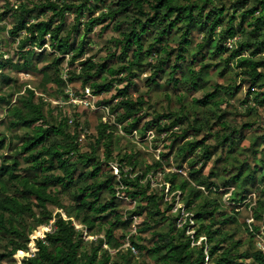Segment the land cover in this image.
Masks as SVG:
<instances>
[{
  "label": "trees",
  "instance_id": "trees-1",
  "mask_svg": "<svg viewBox=\"0 0 264 264\" xmlns=\"http://www.w3.org/2000/svg\"><path fill=\"white\" fill-rule=\"evenodd\" d=\"M107 1L35 0L31 2L32 7L28 4H20L13 9L16 22L9 32L14 36L19 35L22 31L27 33L22 46L28 42L42 46L49 36L51 44L57 48L60 55L76 51L74 59L84 54L87 35L93 32L97 25L106 23L102 28H108L111 23L117 21V17L128 15L129 12L137 10L139 13L131 31L122 32V38L116 39V43L120 45L121 57L127 64H122L115 69L110 67L108 62L97 65L91 58L86 59L82 62L84 68L83 90L89 87L94 95L109 92L115 86V79L120 83L130 80L135 75L133 72L135 66L146 63L152 65L150 59L155 56L160 58L159 62L152 66L154 76H151V80L153 81L161 72L167 74L166 82L174 86L187 82L193 88H204L212 73L217 72L219 76L223 77L229 70L236 69L244 81L251 83V90L255 86L263 87L264 58H261V55L264 53V0H237L229 6L226 4L219 6L215 4L214 0H201L200 2L196 0H111L109 8L95 16L96 9ZM250 3H253V6L249 7ZM37 9L43 13L49 11L50 16L47 19L32 21L33 13ZM71 10L76 14V24L65 36H61L64 31L62 22L65 14ZM237 15H241V18L236 27L234 21ZM227 17H229V21L225 28L218 30ZM81 25L84 27L83 34L80 33ZM152 29L158 30V33L154 36V41L144 49L143 36L148 35ZM195 31L203 33L202 42L192 48L191 35ZM174 33H180L181 42L175 60L171 61L172 50L164 36ZM72 35L74 37L82 35L83 37L76 46L70 42ZM236 38L234 49L224 57L228 51L226 42ZM232 46L234 45L232 44ZM22 55L24 58L23 68L31 67L34 51L30 50ZM112 56L114 57L115 54ZM188 56L192 57L191 61ZM215 56L216 58L220 57L222 61L219 63L208 61L209 58ZM54 62L59 66L62 60L55 58ZM4 66L5 64L0 62V68ZM94 69L95 72L92 73L91 71ZM65 72L67 77H64ZM177 73H180V77L176 76ZM100 74H106V78L109 76L112 78L105 82H98L94 78ZM122 74L125 76L119 77ZM68 77L69 74L64 70L60 76L52 77V81L58 86H65ZM67 88L66 85L60 90V94L57 95L58 99L67 97ZM234 90L236 89L232 84L226 86L217 83L211 91L205 93L201 98H196L194 102L200 107L213 105L219 108L225 102L226 96L233 94ZM35 91L28 89V98L24 102L26 108L14 105L9 110L14 116L12 124L32 127V134L20 148L27 154L25 159L26 162H29L28 168L24 170L17 158H4L0 163V230L6 231L12 237L10 239L11 249L8 253H0V262L19 250L27 249L30 234L36 226L49 223L52 219L50 204L63 207L59 200V191L50 190L52 187L60 186L63 190L77 188L78 199L74 212H71L72 214L67 219L59 214L55 218L54 230L48 232L45 237L36 240L38 250L34 255L26 257L22 264H107L111 259L109 250H106L102 255L105 256L103 259L97 258L98 251L96 249L90 254L85 253L83 257L82 252L85 247L82 238L83 230L76 226L74 219L91 231L102 218L112 214L115 217V222H110L111 227L106 229L105 238L100 242H105L109 248L118 249L120 252L119 248L123 242L114 235L113 230L117 226H124L126 220H122L123 217L117 212L118 206L114 199L117 186L122 185L125 189L130 190L132 196L137 195L145 199L147 206L139 205L138 207L141 208L139 214H143V209L149 206L151 208L147 210V214L161 213V197L148 190L150 179L146 184L143 183L154 167H160L161 163L158 161L155 164L147 165L144 172L132 176L139 164L135 156L126 154L119 161V173L116 175L107 173L103 168L102 161H96L93 154L80 150L78 138L86 130L82 120L79 119L81 113L74 112L73 116L64 114L58 105L47 101L44 94H41V97L37 99ZM82 92L81 94L75 93L83 95ZM261 93L264 96V91ZM116 99L119 100L111 109L113 112L115 108L123 110L121 116L118 117L119 123L132 119L125 129L130 132L140 129V118L137 115L142 111L143 98L134 100L129 96V85L127 84L124 88L118 89V93L113 96L112 100L102 104H111ZM255 100L264 102V98L259 100L256 97ZM2 101L6 100L0 96V103ZM45 104L48 108L46 111ZM108 106L110 107V105ZM54 110L58 114L56 117L52 115L54 119L52 122L48 112L53 114ZM165 118L170 121L168 125L163 124ZM187 119H189L188 115L163 114L159 115L157 120L148 122L141 130L155 128L158 133H162L175 127H181V124ZM198 121L197 117L195 123ZM69 126H73L74 129L71 130ZM200 126L203 128L202 122ZM114 129L116 127L110 123L103 122L97 133L96 142L105 145V157L108 160L112 158L113 154ZM194 130L201 131L195 125ZM229 139L230 136H227L219 142L227 143ZM207 141L208 136L201 140H192L186 145H182L180 150L184 151L185 155L188 151L193 152L200 147L203 165L206 166L212 158L209 150L210 145L207 144ZM0 143L4 144V138L0 140ZM230 144L232 145L233 141ZM0 158L2 159L1 156ZM80 163L85 164L86 169L80 171ZM195 163L194 161L192 165ZM127 165L131 166L128 171L125 170ZM245 165H242L239 173L231 178L236 183L241 180L242 184L237 183L239 188L236 191L235 188L233 189L230 201L239 206L236 207V213H239V208L243 204L248 206L255 220L260 222V224H256L255 221L254 228L261 232L264 231V219H262L264 218V197L259 196L254 205L251 200L246 202L250 186H253L259 179L256 174L259 170L254 168V171L243 175L246 169ZM22 170L25 172L22 173ZM199 172L200 169L190 172L192 176L190 181L194 182V185L187 179L178 182L176 175L167 178L170 183V192L186 193L184 196L186 209L193 213L194 224H189L190 216L189 220L179 227L177 219L173 218L169 230L156 233L157 239L153 246L146 247L135 241L132 243L139 249H145L146 254L155 264H248L242 261L247 255L241 250L242 242L235 240L233 232L228 229L234 223L235 216L219 211L217 198L204 199L196 203L202 193L199 186L207 189L211 187L206 178L198 176ZM118 175L119 178H117ZM230 181L226 182L225 186L229 185ZM261 181L264 182L263 175ZM144 185L147 189H144ZM213 189L218 191L217 186H214ZM106 192L112 193L113 198L103 201ZM261 193L264 196V190H261ZM194 205L197 207L195 211H193ZM172 206L173 204L167 210H171ZM27 216L33 217L36 224L30 225L26 221ZM14 217L21 220V226L13 222L12 218ZM161 219H164V216ZM191 228L194 232L187 234ZM247 230L255 241V236L248 227ZM251 257L254 263L264 264V254L258 248L251 253Z\"/></svg>",
  "mask_w": 264,
  "mask_h": 264
},
{
  "label": "rangeland",
  "instance_id": "rangeland-1",
  "mask_svg": "<svg viewBox=\"0 0 264 264\" xmlns=\"http://www.w3.org/2000/svg\"><path fill=\"white\" fill-rule=\"evenodd\" d=\"M35 0H0V62L5 64L0 68V96L4 97L6 101L0 103V140L4 138V144L0 143V163L4 158L13 159L17 158L20 161L21 167H29V162H26L25 156L27 154L20 150L21 145L32 134V127L23 125H13L14 116L10 113V109L14 106H24V102L28 98V89L36 90L35 95L38 98L41 94L45 95L47 101L53 103L58 98L66 85L81 94L84 85V68L82 62L91 58L97 65L108 62L112 68H119L122 64H127L123 61L121 55L120 45L116 43V39L122 38V32H130L133 28L135 18L139 13L137 10L129 12L128 15H121L117 17V21L110 24V27L103 29L102 26L97 25L93 32L87 35L84 45V54L78 58L76 51H72L66 55H60L57 48L50 42V37L47 36L42 46L34 45L28 42L22 46L27 33L22 31L19 35L14 36L9 31L14 27L16 22L15 12L13 11L16 6L20 4H28L32 7ZM76 1V0H75ZM201 1V0H196ZM237 0H214L215 4L219 6L226 4L229 6ZM111 5V0L98 7L97 12L94 14L98 16L102 10H107ZM256 5V4H255ZM253 6V3L248 5ZM50 16L48 12H41L37 9L32 16V21L47 19ZM241 15L235 17L234 25L237 27L240 23ZM225 19V18H224ZM59 21V20H58ZM229 21L227 17L218 30L224 29ZM61 22V21H59ZM64 31L61 36H65L76 24V14L71 10L65 14L63 20ZM83 25H81L80 33L83 34ZM158 33L154 29L150 30L148 35L143 36L144 49L154 40V36ZM203 33L199 31L193 32L191 35L192 48L202 42ZM82 35L71 36L70 42L75 46L82 40ZM167 43L170 46L171 61L175 60L176 53L180 47L181 37L180 33H174L167 36ZM236 39L232 42L234 46L226 42L228 51L224 55L226 57L231 53L235 47ZM34 51L31 67L23 68V53L27 51ZM204 53L206 50L204 49ZM115 54L113 57L112 55ZM162 56V54H161ZM164 56V55H163ZM55 58H60L62 63L58 66ZM160 58V57H159ZM158 57L150 59L152 65L143 64L135 66L133 72L135 73L130 80L119 82L115 79V86L109 92H104L100 95H94L89 98L91 104L84 107V105L74 106L73 104H66L59 106V109L65 114L74 115V112H79V119L84 124V134L78 138L79 147L81 152L93 154L96 161H102L103 168L107 173L118 174L117 166L119 161L126 154H132L136 157L139 166L135 169V174L144 172L147 165L160 162V167H154L149 176L143 180L146 184L150 179V190L156 193L160 198L161 213L154 215L147 214V210L151 207L143 209V214L138 212L141 210L140 206H147V202L140 196H132L129 189L124 186H117L116 197L114 198L117 203V212L126 220L124 226H117L114 228V235L119 238L123 245L118 249L109 248L104 242L100 240L105 238V231L111 227L110 222H115V217L112 214L106 215L102 218L93 230H89L79 221L75 220L76 226L83 230L82 238L84 239L85 247L83 249V257L85 253H91L93 250L98 251V259H103L106 250H109L111 259L107 264H155V262L146 254L145 249L137 248L132 241L142 244L146 247L153 246L157 239V234L160 231H167L170 229V222L173 218L177 219V224L180 227L186 220L191 221L189 224L193 225L192 212L186 209L184 193L181 191L170 192V183L167 178L173 175L177 176L178 182L187 179L192 180L190 172L200 169L198 176L206 178L210 184V189L199 186L202 191L201 196L196 200V203L204 199H218L219 211L226 212L227 215L235 216L234 223L228 227L230 232H233L235 240L242 242L241 250L247 255L242 261L248 264H256L251 257V253L257 249L256 237L255 241L249 234L247 227L248 219L251 217L252 211L248 206H240L239 213H236V206L230 201V196L235 188L238 190V184H242L241 180L237 183L231 178L237 175L242 165L246 166L243 175L249 174V171H254V168L259 170L257 174V181L253 186H250L249 196L246 199L255 204L257 198L262 196L261 190H264V182L261 178L264 176V102L255 100L256 97L262 100L264 96V85L262 88L258 86L250 89L251 83L244 81L243 77L238 74V70H229L225 76H219L217 72L212 73L208 77V84L204 88H193L189 83L182 82L178 86L169 84L167 81V74L158 73L155 80H151L154 76L153 65L159 61ZM192 60L191 56H188ZM264 58V53L261 55ZM208 61L214 63L221 62L220 57H211ZM189 63V62H188ZM57 66V67H56ZM67 71L69 77L65 81V86H58L52 77L60 76L62 71ZM95 72V69L91 71ZM81 76V77H80ZM100 74L94 79L98 82L108 81L109 76ZM125 74L119 77H124ZM180 77V73L176 74ZM72 78V79H71ZM116 78V77H114ZM129 82H131L129 84ZM220 83L224 85L232 84L235 86L234 93L229 94L225 98V102L221 107L209 105L207 107H200L196 105L194 100L201 98L205 93L211 91L215 84ZM129 85V96L134 100L143 98L142 111L137 115L140 118L138 130L133 132L125 129L132 119H127L124 123H119L118 117L121 116L123 110L115 108L114 112L111 107L116 103V100L111 102L110 107L102 103L109 102L113 96L118 93L119 88H124ZM251 90V91H250ZM57 96V97H56ZM54 104V103H53ZM55 105V104H54ZM45 104V111L47 110ZM177 113L179 115H188L189 119L185 120L181 127H175L169 131L158 133L155 128L143 131L141 128L148 122L157 120L159 115ZM57 111L54 110L53 114L48 112L49 119L53 122L52 115L56 117ZM199 121L195 123V119ZM103 122L110 123L116 127L114 129V143L112 158L108 160L105 153V145L96 142L98 129ZM202 122L203 128L200 126ZM117 123L116 125H114ZM170 121L166 118L163 119V124H169ZM200 128L201 131L194 130ZM72 130L73 126H69ZM176 136H178L176 138ZM208 136L207 144L210 145L211 160L206 166L203 165L202 150L200 147L196 148L193 152L188 151L184 155V151L180 150L182 145L192 140H201ZM230 136L226 142L220 143L221 139ZM176 140V141H175ZM233 141V144L230 143ZM196 162L192 165L193 162ZM157 168V169H156ZM86 169V165L79 164V170ZM131 169L127 165L125 170ZM21 172L24 173L25 171ZM261 170V171H260ZM126 171V172H127ZM27 173V172H26ZM152 176V177H151ZM119 178V175L117 176ZM230 181V184L225 186V183ZM193 185L194 182L190 181ZM214 186L218 187L215 191ZM146 185H144V189ZM229 187H231L229 189ZM14 190V189H13ZM50 190L59 191V200L63 207L57 204H50L49 209L52 211V219L49 223L36 226L35 230L30 234L27 249L19 250L14 255L8 256L3 259L0 264H22L26 257L34 255L38 248L35 243L38 238H43L48 232L54 230L55 218L60 214L64 218H69V215L74 212L75 204L78 199V191L76 187L68 190H63L60 186L52 187ZM129 190V191H128ZM242 190V188H241ZM244 191V190H242ZM15 192V191H13ZM163 195V196H162ZM103 201H108L113 198V194L106 192ZM244 202V203H246ZM195 203V204H196ZM171 210H167L169 206ZM197 207L194 205L195 211ZM164 216V219H161ZM254 217V216H253ZM13 222L21 226V220L17 217L12 218ZM264 219V218H262ZM255 220V219H254ZM26 221L30 225H35L36 222L33 217H26ZM256 224H260L257 222ZM149 226V227H147ZM147 228V229H146ZM191 228L188 233H193ZM254 235V234H253ZM255 236V235H254ZM11 235L6 231L0 230V253H8L11 249ZM201 241V239H200ZM197 242L198 244L200 243ZM22 252V253H20ZM207 259V258H206ZM208 260V259H207ZM211 264V263H208Z\"/></svg>",
  "mask_w": 264,
  "mask_h": 264
},
{
  "label": "built area",
  "instance_id": "built-area-1",
  "mask_svg": "<svg viewBox=\"0 0 264 264\" xmlns=\"http://www.w3.org/2000/svg\"><path fill=\"white\" fill-rule=\"evenodd\" d=\"M234 41V39H230L229 41V45L232 46V42ZM64 77H67V74L65 72ZM83 95H77L74 90H72L71 88H67L66 89V98H57L53 101L54 104L59 105V106H63L66 104H73L74 106H80V105H84L85 108H87L88 105L91 104L89 98L93 96V93L91 91V89L89 87L85 88L82 92ZM119 99H116V102ZM119 173V169L117 166V172ZM255 218L253 217V214H251V217L247 220L248 221V228L250 230V232L252 234L255 235L256 237V246L259 250H261L264 254V231L262 230L261 232H258L255 230L254 228V220ZM32 256V255H31ZM208 259V258H207Z\"/></svg>",
  "mask_w": 264,
  "mask_h": 264
},
{
  "label": "clouds",
  "instance_id": "clouds-1",
  "mask_svg": "<svg viewBox=\"0 0 264 264\" xmlns=\"http://www.w3.org/2000/svg\"><path fill=\"white\" fill-rule=\"evenodd\" d=\"M35 245H36V243H35ZM208 258V257H207Z\"/></svg>",
  "mask_w": 264,
  "mask_h": 264
}]
</instances>
